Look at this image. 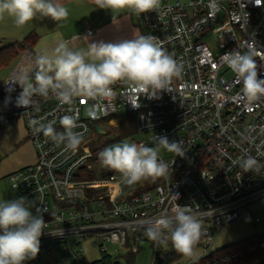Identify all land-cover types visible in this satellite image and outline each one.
<instances>
[{"label": "built area", "instance_id": "built-area-1", "mask_svg": "<svg viewBox=\"0 0 264 264\" xmlns=\"http://www.w3.org/2000/svg\"><path fill=\"white\" fill-rule=\"evenodd\" d=\"M136 17L141 35L153 36L183 65L182 76L157 98L136 96L117 85L110 100L78 98L61 105L36 96V106H17L22 88L11 82L35 59L29 49L0 81V120L21 115L36 154L32 164L5 179L15 200L25 198L48 225L36 258L24 264H79V244L89 238L103 252L113 243L134 253L147 241L155 262L162 247L147 238L146 229L171 215L176 204L189 207L201 220V256L209 252L218 230L264 196V169L244 172L235 163L250 155L264 165V98L248 102L223 59L232 50H251L264 78V0H161L157 11ZM83 33L93 30L86 27ZM122 111L134 114L136 131L142 133L131 142L153 146L155 136H165L181 143L183 156L160 154L171 169L169 176L126 185L118 173L96 161L90 130L96 124L102 128L101 120L107 124ZM65 115L77 118L75 131L83 137L75 151H65L37 131L48 124L63 131L60 120ZM256 250L264 251V238L223 251L209 264H232Z\"/></svg>", "mask_w": 264, "mask_h": 264}, {"label": "clouds", "instance_id": "clouds-1", "mask_svg": "<svg viewBox=\"0 0 264 264\" xmlns=\"http://www.w3.org/2000/svg\"><path fill=\"white\" fill-rule=\"evenodd\" d=\"M93 3L96 8L114 14L129 11L139 16L157 11L161 0H93ZM37 13L61 22L68 19L69 9L60 0H0V21L10 19L17 29L26 27ZM223 59L242 84V95L248 102L264 98V78L259 76V66L251 50H232ZM182 73V63L153 36L135 34L133 39L117 43L103 40L89 43L87 39L86 47L61 40L51 52H37L28 68L17 71V79L11 83L22 88L17 106L27 108L36 106V96L54 98L61 105H72L78 98L110 100L117 85L136 96L157 98L159 93L170 91L173 79H179ZM60 124L63 131H56L52 124L41 125L37 131H43L58 146L63 145L65 151L77 150L83 139L75 131L77 118L65 115ZM162 150L184 155L180 142L155 136L153 146L123 141L102 149L98 159L103 167L118 173L123 184L133 185L171 174L169 165L160 157ZM235 163L244 172L257 173L264 169L250 155L240 157ZM32 207L23 197L12 201L0 199V264H24L36 258L40 237L48 225L39 210L33 214ZM204 235L200 218L189 207L178 204L171 215L161 216L146 229V236L153 243L165 248L170 244L187 259L196 256Z\"/></svg>", "mask_w": 264, "mask_h": 264}, {"label": "rangeland", "instance_id": "rangeland-1", "mask_svg": "<svg viewBox=\"0 0 264 264\" xmlns=\"http://www.w3.org/2000/svg\"><path fill=\"white\" fill-rule=\"evenodd\" d=\"M26 27L17 29L11 20L0 21V46L8 42L20 40L27 33ZM38 48H43V41H39ZM44 49V48H43ZM21 57V53L11 60L7 65L0 67V81L10 72L14 65ZM123 113V111L121 112ZM103 133H97L91 129L89 136H91L90 148L94 149L96 156L105 147L120 143L115 142L119 138L117 129L114 126L115 121H109L107 124L101 120ZM142 133L135 131L128 136H124L123 141H130L131 138H139ZM121 141V142H123ZM169 152L161 151V155ZM36 159L35 149L31 141L27 138V131L24 119L21 115H17L11 121L3 122L0 120V199L12 201L16 198V193L13 191L5 175L22 166L32 164ZM97 162L99 161L96 160ZM96 162V163H97ZM241 216L228 224H225L220 231L216 232L212 245L208 249L211 251L220 248L227 244L239 241L250 235L260 236L264 234V196L252 201L246 207L241 209ZM259 221H255V218ZM93 239L82 240L79 244L81 248V256L79 264H92L93 261L98 260L97 264H151L152 261V247L147 241H141L136 252L132 253L125 247H118L116 244L107 243V254L104 257L101 250L94 244ZM261 250H256V252ZM203 252L200 245L197 246L196 256ZM252 252V253H254ZM251 253V254H252ZM250 255V254H249ZM246 256L232 264H256L257 260L264 258V251L262 256ZM190 259L181 258L180 264ZM155 264V262H154Z\"/></svg>", "mask_w": 264, "mask_h": 264}, {"label": "crops", "instance_id": "crops-1", "mask_svg": "<svg viewBox=\"0 0 264 264\" xmlns=\"http://www.w3.org/2000/svg\"><path fill=\"white\" fill-rule=\"evenodd\" d=\"M69 9L68 19L54 21L51 17L36 14L34 19L25 28L26 32L33 30L37 41L30 50L33 57L37 52L49 51L61 41H70L73 46L86 47L88 42H112L131 40L135 34L141 35L137 17L129 11L114 14L111 10L96 8L93 0H60ZM86 27L93 30L92 34L83 33ZM82 33V36H75ZM27 34V33H26ZM87 37V38H86ZM45 47L38 48L39 41Z\"/></svg>", "mask_w": 264, "mask_h": 264}, {"label": "trees", "instance_id": "trees-1", "mask_svg": "<svg viewBox=\"0 0 264 264\" xmlns=\"http://www.w3.org/2000/svg\"><path fill=\"white\" fill-rule=\"evenodd\" d=\"M37 41L36 33L31 30L24 35V37L20 40H15L12 42H8L0 46V67L3 65H7L11 62L15 57H17L23 50L30 49ZM115 127L117 129V133L119 137L128 136L135 131L136 127V119L133 113L131 112H123L114 117ZM264 238V234L260 236L250 235L244 239L239 241L227 244L220 248L213 249L206 254L196 257V259L192 262V264H209L211 259L220 254L223 251H226L230 248H234L238 245H243L249 242H253L255 240H259ZM104 257L107 254L101 251ZM158 257L156 258V264H177L180 262L182 256H180L176 251L171 247L169 244L168 247H162L158 250ZM263 252H254L250 253L249 257L251 256H262ZM248 256V255H247ZM98 260L92 262V264H97ZM117 264V263H115ZM256 264H264V258H260L257 260Z\"/></svg>", "mask_w": 264, "mask_h": 264}, {"label": "water", "instance_id": "water-1", "mask_svg": "<svg viewBox=\"0 0 264 264\" xmlns=\"http://www.w3.org/2000/svg\"><path fill=\"white\" fill-rule=\"evenodd\" d=\"M95 130L98 131L99 133L103 132V129L98 124L95 125Z\"/></svg>", "mask_w": 264, "mask_h": 264}]
</instances>
